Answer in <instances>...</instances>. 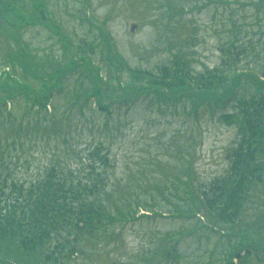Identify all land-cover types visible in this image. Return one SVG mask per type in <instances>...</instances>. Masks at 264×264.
<instances>
[{
  "label": "rangeland",
  "instance_id": "374dc122",
  "mask_svg": "<svg viewBox=\"0 0 264 264\" xmlns=\"http://www.w3.org/2000/svg\"><path fill=\"white\" fill-rule=\"evenodd\" d=\"M257 1L0 0L1 85L12 81L6 73L12 53L32 55L37 72L28 77L34 84L45 70L66 69L62 89L54 90L55 109H45L52 110L53 122L44 110L29 108L32 98L48 103L46 95L39 99L19 83L11 93L5 90L14 101L0 109L1 175L28 185L59 164L79 177L87 170V148L101 146L110 159L106 189L113 191L106 200L127 210L126 222L107 224L82 240L78 252L61 264H177L173 253L179 264H264V182L251 189L238 219L227 225L216 224L204 210L192 215L194 205L183 185L191 177L194 189L226 175L238 135L218 116L233 111V103L188 95L168 101L126 83L129 67L155 72L177 58L195 72L214 68L229 16L241 36L260 40L263 28L261 34L253 19L264 16V3L253 5ZM82 52L88 56L80 57ZM107 74H120L128 93L114 92L116 81L103 83ZM97 76L103 95L115 93L114 99L102 98L111 109L108 115L94 109V98H86ZM253 91L247 82L240 89L245 97ZM75 93L81 97L75 100ZM128 209L136 210L133 219ZM139 210L145 213L138 218ZM56 242H50V250ZM245 251L251 253L243 261L234 258Z\"/></svg>",
  "mask_w": 264,
  "mask_h": 264
},
{
  "label": "trees",
  "instance_id": "16d2710c",
  "mask_svg": "<svg viewBox=\"0 0 264 264\" xmlns=\"http://www.w3.org/2000/svg\"><path fill=\"white\" fill-rule=\"evenodd\" d=\"M263 3L264 0H258L253 5ZM38 11L42 17L41 22H44L47 17L41 5ZM228 20H231V26L228 28L225 42L219 47L222 55L214 68L195 72L186 61L177 58L171 66H162L155 72L129 67V81L126 82L127 87L157 93L159 99L168 101L188 95L197 99L208 97L211 103L214 101L216 104L233 103V111L218 116L221 123L234 126L238 135L226 175L194 189L191 187V177L183 181L196 212L192 215L204 210L213 222L225 225L235 223L250 196L251 189L264 182V35L258 41L246 35L241 36L240 27H237L231 16ZM253 24L258 27L257 31L260 33L263 28L264 34V16L254 18ZM24 52L26 51L10 54V69L14 72L15 66H19L24 78L15 72L12 74L10 69L5 71L12 81L3 85L0 83V95L3 98L0 99V109L3 105L6 106L8 101H14L11 94L5 90H10L11 93V90L15 89L14 85L19 83V89H24L26 93L39 99L46 95L48 103L40 104L38 99L32 98L33 103L29 108L39 113L44 110L45 115L53 122L54 90L62 89L66 69L63 71L62 65L59 72L51 73L41 67L45 73L38 77L32 74L37 79L34 84L28 75L37 71L33 70L34 64L30 62L32 55ZM81 56L88 55L82 52ZM69 61L73 64L71 59ZM48 63V67L53 69L50 62ZM95 67L93 70L100 72V66ZM100 76L103 77L101 74ZM99 79L97 76V81L94 80L92 87L88 88L86 98H94V109L108 115L111 109L109 105L104 104L102 98L114 99L115 93L108 92L103 95ZM109 79L111 82L116 81V85L111 84L114 92H119L120 95L128 93L125 92L127 87L124 83L120 85L123 82L120 74H107L103 83H110ZM246 82L253 84L254 88L247 97L240 93ZM40 88L41 91H38ZM37 92L40 94L37 95ZM75 95V100L81 97L79 93ZM47 105L52 106L50 113L45 110ZM113 105L115 104L112 103L111 106ZM8 113V117L13 118L11 109H8ZM35 123H38V119ZM19 138L20 135L17 139ZM15 141L13 139L10 143L14 144ZM0 145L2 149V142ZM5 150H8V147ZM87 157V170L79 177L59 164L51 166L43 178L28 185L13 179L7 182L6 176L0 172V262L61 264L64 259L78 252L82 240L100 234L107 224L128 220L125 212L127 210L117 204L109 205L105 197L113 194V191L106 189L109 181L106 170L110 165L107 151L95 145L87 148ZM135 211L128 209L132 219ZM53 240L57 241L55 250H50V242ZM250 253H237L234 258L243 261ZM173 258L179 264L176 253H173Z\"/></svg>",
  "mask_w": 264,
  "mask_h": 264
}]
</instances>
